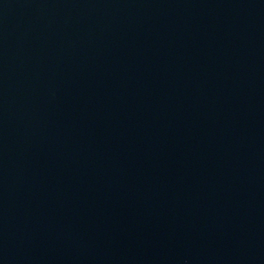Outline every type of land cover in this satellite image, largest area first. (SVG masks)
I'll use <instances>...</instances> for the list:
<instances>
[{
	"label": "water",
	"instance_id": "95a60500",
	"mask_svg": "<svg viewBox=\"0 0 264 264\" xmlns=\"http://www.w3.org/2000/svg\"><path fill=\"white\" fill-rule=\"evenodd\" d=\"M0 264H264V0H0Z\"/></svg>",
	"mask_w": 264,
	"mask_h": 264
}]
</instances>
